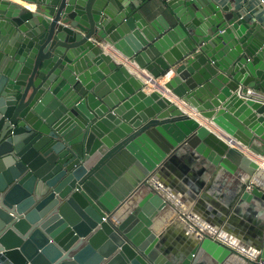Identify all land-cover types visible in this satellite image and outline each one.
<instances>
[{"label":"water","instance_id":"1","mask_svg":"<svg viewBox=\"0 0 264 264\" xmlns=\"http://www.w3.org/2000/svg\"><path fill=\"white\" fill-rule=\"evenodd\" d=\"M18 1L0 0V264H264V222L245 251L223 222L181 215L174 257L153 233L186 151L264 207V26L232 2Z\"/></svg>","mask_w":264,"mask_h":264},{"label":"crops","instance_id":"2","mask_svg":"<svg viewBox=\"0 0 264 264\" xmlns=\"http://www.w3.org/2000/svg\"><path fill=\"white\" fill-rule=\"evenodd\" d=\"M9 1L23 5L18 0ZM210 1L220 5L232 2V7L240 9L243 13L250 15L253 21L264 26V0ZM149 91L160 92L165 99H171V94L161 90L160 84H155L146 90V93ZM248 157L256 161L253 155ZM171 167L174 172L167 171L168 175L161 177L158 185L166 189L165 195L172 198L174 205L178 204V209L171 206L166 207L153 222V233L163 238L162 248L166 256L174 257L175 254L182 253L189 242V234L184 229L185 223L181 215L186 216L190 221L189 225L185 224L189 228L194 224L203 230L221 232V222L228 223V228L224 232L225 239L242 250L247 240L259 237L264 222L262 202L259 199L248 202L236 198L233 200L236 188L240 186L239 183H243L245 178L239 180L235 175L222 173L210 180L211 176H206L204 165L189 151L177 156ZM206 184H208V189ZM166 186L170 187V190ZM220 210H223L225 215ZM178 220H182L181 225L177 224ZM197 257H199L197 258L198 264L202 258Z\"/></svg>","mask_w":264,"mask_h":264},{"label":"bare ground","instance_id":"3","mask_svg":"<svg viewBox=\"0 0 264 264\" xmlns=\"http://www.w3.org/2000/svg\"><path fill=\"white\" fill-rule=\"evenodd\" d=\"M243 181H244V179H243ZM254 181H255L256 184H260V185H262L264 187V174L263 173H261L259 175L255 174Z\"/></svg>","mask_w":264,"mask_h":264},{"label":"built area","instance_id":"4","mask_svg":"<svg viewBox=\"0 0 264 264\" xmlns=\"http://www.w3.org/2000/svg\"><path fill=\"white\" fill-rule=\"evenodd\" d=\"M247 93L250 94L251 91L248 90ZM250 189H251V185H249V186L246 187V191H250Z\"/></svg>","mask_w":264,"mask_h":264},{"label":"rangeland","instance_id":"5","mask_svg":"<svg viewBox=\"0 0 264 264\" xmlns=\"http://www.w3.org/2000/svg\"><path fill=\"white\" fill-rule=\"evenodd\" d=\"M249 183H251V184H252L251 187L254 188V185H253V179H250V181L246 184L245 187L249 186V185H248Z\"/></svg>","mask_w":264,"mask_h":264}]
</instances>
